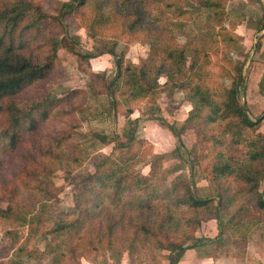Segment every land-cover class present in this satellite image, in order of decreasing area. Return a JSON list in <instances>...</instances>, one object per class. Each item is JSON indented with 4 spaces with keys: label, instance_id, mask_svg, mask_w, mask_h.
I'll use <instances>...</instances> for the list:
<instances>
[{
    "label": "rangeland",
    "instance_id": "obj_1",
    "mask_svg": "<svg viewBox=\"0 0 264 264\" xmlns=\"http://www.w3.org/2000/svg\"><path fill=\"white\" fill-rule=\"evenodd\" d=\"M31 1L41 4L46 13L58 18H61L67 4H72L74 9L61 24V31L50 34L58 42L54 70L45 81L26 87L21 95L36 100L46 91L48 95L45 97L49 99L68 98V101L60 104L37 132L28 134L16 151L4 156L0 175L10 182L9 186L22 185L24 181L33 184L37 179L33 166H38L40 172L39 162L44 161L42 163H46L48 168V182L58 190V198L52 202L47 215L48 222L42 223L36 231L14 220L0 219V259L7 261L12 257L20 258L22 264H170V250L161 249L157 247L158 244L171 248L170 245L183 243L185 234L195 233L196 238L203 236L199 229L195 232L194 226L189 225L195 213L188 206L170 213L173 221L169 238L161 232L157 236L155 233H141L136 237L134 229L128 228L126 233L118 231L112 249L105 243L99 245L98 237H87L78 258L71 259V255L65 257L71 248L65 245V239L69 236L63 235L56 240L52 230L57 223L62 222L60 219L70 221L77 211L74 202L76 189L65 180L66 173L68 170L74 174L92 173L94 164L98 162L97 157L108 156L124 163V170L120 174L123 173L129 183H132L133 177L150 176L153 173L151 185L155 189L174 192L189 186L195 196L217 199L219 187L211 175L217 150L214 149L213 139L205 141L203 137L205 134L218 133V124L206 122V110L202 111L201 118L188 123L189 116L200 109L201 103L190 89L175 88L176 83L168 80V76L174 73V65L164 59V51L187 42H191L192 49L197 45L205 52L199 54L205 66L203 82L217 93L222 88L232 86L241 67L246 84V91L241 95L242 103L247 104L251 120H260L258 132L264 135V0H222V8L218 9L219 13L223 12L221 22L211 19L214 14L210 9L196 8L197 0H166L159 9H156V5L149 7L148 18L152 21V29L160 36L157 44L159 54L154 64L157 71L161 70V86L151 102L132 98L126 86L119 89L112 99L105 92L94 95L90 89L93 83L103 86L102 81L92 79L93 75L104 76L103 82L109 84L116 74L117 59L108 54L99 55L104 45L110 46L112 42H117V53L120 55L125 52L124 64L131 62L137 67H141L151 54L152 43L155 42L146 38L145 33L139 32L135 38L126 36L130 23L128 11L119 6L116 8L114 3L108 15L109 20L97 22L98 13L101 12L96 9V0H90L79 8L74 0ZM47 36L49 34L43 35L37 42L47 41ZM33 46L28 47L32 50L28 54L36 56L38 52L33 50ZM42 50L48 51L49 47L45 46ZM192 53H186V69L192 64ZM197 80L194 78L193 82ZM114 99L117 100L116 108L112 101ZM3 118L0 117V121ZM172 130L177 133V137L180 135L181 142H178ZM132 133L135 137L129 142ZM54 136L63 138L59 143L51 144ZM101 136L108 137V141H101ZM227 142L228 138L223 140L224 144ZM50 145L56 148L55 158L43 157ZM126 145V148H122ZM245 146L239 157L241 161H245L248 156V145ZM223 153L229 155L228 151ZM112 167L109 164L105 168ZM261 168L259 166L257 170ZM246 175L252 179V190H258L264 196V172L255 175L247 171ZM233 178L229 181L226 195L237 198V204L248 202L251 198L241 192L242 189L249 190V184ZM150 188L142 186V191L126 194L125 200H129V195L134 193L147 194L151 192ZM2 189L0 185V191ZM22 194L27 200L29 195L36 196L37 191L24 189ZM42 198L37 194V199ZM35 203L36 200H31L30 207ZM7 206V202H0V208L6 209ZM111 211L117 210L111 208ZM210 214V209L199 212L200 216L208 217ZM221 217L223 224L231 220L225 212H222ZM176 223L179 224L178 229ZM261 228H264V224L256 226L257 230ZM9 231L17 232L19 239L14 241L12 236L5 238ZM60 240H63L58 249L60 253H48V247L54 250ZM92 240L95 245L90 243ZM11 242L16 243L11 246ZM259 247L255 245L257 250ZM21 248L25 249L23 254L18 253ZM32 253L35 255L31 256ZM233 253L230 255L236 258L238 253ZM54 256H57V260Z\"/></svg>",
    "mask_w": 264,
    "mask_h": 264
},
{
    "label": "trees",
    "instance_id": "obj_2",
    "mask_svg": "<svg viewBox=\"0 0 264 264\" xmlns=\"http://www.w3.org/2000/svg\"><path fill=\"white\" fill-rule=\"evenodd\" d=\"M74 1L77 2L76 7L79 8L89 3L90 0ZM165 1L96 0V9L101 12L98 13L97 22L109 20L108 15L115 3L116 8L119 6L120 9L128 11L130 23L128 31L125 30V32L127 31L126 36L135 38L139 32L145 33L146 38L152 39L155 43H152L151 54L143 61L141 67H137L131 62L124 64L125 52L120 55L117 53V42H112L110 46L104 45L99 55L108 54L115 57L117 70L109 84L103 82L105 78L100 74L92 76V79L100 80L103 84V86L98 83L91 85L90 89L94 95L105 92L112 99L119 89L126 86L132 98L154 101L158 94V88L161 86L159 82L161 70L157 71L154 64L155 57L159 54L157 44L160 42V36L152 29V21L148 18V8L156 5V9H159L160 4ZM197 1L196 8L210 9L214 14L211 19L222 21L223 12H218V9L222 8V0ZM167 7L171 8L170 4H167ZM72 9H74L72 4H67L61 13V18H58L46 13L41 4H35L31 0H0V117L4 116L0 121L1 170L5 162L4 156L16 151L28 134L37 132L41 124L49 120L51 113L60 104L68 101V98L49 99L45 97L48 95L46 91L42 92L36 100L27 99L21 93L26 87L45 81L54 70L58 42L50 34L57 30L61 31L63 28L61 24ZM262 27L264 29V26ZM45 34H49L48 40L37 42V39ZM31 45H34L33 50H36L38 55L28 54L32 51L28 48L32 47ZM190 45L191 42H187L182 46L164 51L166 54L164 59L174 65V73L168 74V80L176 83L174 84L175 88L190 89L200 100V109L189 116L188 123L201 118L202 111L206 110L207 113L204 117L206 122L218 124L219 132L211 135L205 134L203 140L211 141L213 139L215 143L214 149L217 152L211 175L219 187V196L217 199L195 196L189 186L182 190L176 189L174 192H169L167 189H155L151 185L153 173L150 176L133 177L132 183H129V180L122 175L123 173L120 174L124 170L122 168L124 163L117 162L108 156L97 157L98 162L94 164L92 173L74 174L69 170L66 173L65 180L76 189L74 202L77 211L70 221H65L64 218L60 219L62 222L57 223V226L52 230L56 240L63 235L69 236L68 239H65V245L71 246L68 250L70 254L65 253V257L71 255V259L78 258L80 248L84 246L83 241L87 237H98L99 245L105 243L109 249H112L113 239L119 230L126 233L130 228L134 229L136 237L141 233L145 235L155 233L157 236L158 232H161L165 233L166 238H169L168 233L172 229L173 221L170 213L185 206L194 209L195 218L189 221V225L194 226L193 231L195 232L201 228L204 222L217 220L221 234L229 233L234 237L247 238L252 229L264 224V196L258 190H252V179L246 175L247 171H252L255 175L264 172V135L258 132L260 120H251L247 104L242 103L241 95L246 91L242 68L239 67L231 87L222 88V91L218 93L212 91L210 86L203 82L205 66L200 55L205 52L200 50L197 45L194 49ZM45 46L49 47L48 51L42 50ZM187 52H193V60L189 69L184 67ZM95 57L87 56V58ZM206 57L210 59L207 53ZM194 78L198 79L196 83L193 82ZM112 101L116 108L117 100ZM130 113H132L131 110ZM182 130L184 132L185 127ZM172 133L177 137L175 131L172 130ZM60 137L54 136L51 144L59 143L63 138ZM134 137L132 133L129 142H132ZM177 138L178 142H181L180 135ZM227 138L229 142L224 144L223 140ZM100 139L104 142L108 141L106 136H101ZM245 144L248 145V156L245 161H241L239 157L246 148ZM240 146L242 147L240 148ZM126 147L127 145L122 146V148ZM223 151H228L229 155L225 156ZM55 155L56 148L50 145L43 157L53 156L55 158ZM42 162L44 161L39 162L40 172L38 166H33L34 177L37 178L33 184L24 181L22 185L11 184L9 186L10 182L0 175V185L4 188L0 191V202L8 203L6 209L0 208V219L14 220L24 226H30L35 231L42 223L48 222L47 215L50 213L52 202L54 203V200L58 198V190L48 182V168L46 163ZM109 164L113 167L105 168ZM259 166L262 167L261 170H257ZM231 178L233 180L241 179L246 185L249 184V190L242 189L243 192H241L251 198L248 202L237 204L235 203L237 198L226 195ZM142 186L147 189L151 187V192L147 194L134 193L129 195V200H125L126 194L132 191H142ZM24 189H36L37 194L43 196L42 200L37 199V194L36 196L29 195L26 200L22 194ZM31 200H36L35 205L31 204L32 207H30ZM120 206L121 208H119ZM111 208H115L117 211L112 212ZM208 209L211 213L208 217L199 215L200 211ZM165 211L167 213H164ZM154 212H156L155 216ZM222 212L231 217V220L226 224L222 222ZM175 226L178 229L179 224L176 223ZM10 236L14 241L19 239V235L15 231H9L5 238ZM208 242L211 240L196 238L195 233H190L189 235L185 234L184 242L179 245H170L171 248H169L164 244H158L157 247L170 250V264H178L188 249L200 247ZM90 243L94 244V240ZM62 244L63 240H60L54 250H49L50 247H48V253H60L58 249ZM24 251L25 249L21 248L18 253L23 254ZM32 255L35 254L32 253ZM54 258L57 260V256ZM17 259L15 257L7 261L0 259V264H22L20 258Z\"/></svg>",
    "mask_w": 264,
    "mask_h": 264
},
{
    "label": "crops",
    "instance_id": "obj_3",
    "mask_svg": "<svg viewBox=\"0 0 264 264\" xmlns=\"http://www.w3.org/2000/svg\"><path fill=\"white\" fill-rule=\"evenodd\" d=\"M199 230L201 238L211 242L188 249L178 264H264V228L257 230L255 227L247 238H238L229 233L219 235V223L211 220ZM256 244L260 246L258 250ZM233 252L238 253L236 258L230 255Z\"/></svg>",
    "mask_w": 264,
    "mask_h": 264
}]
</instances>
